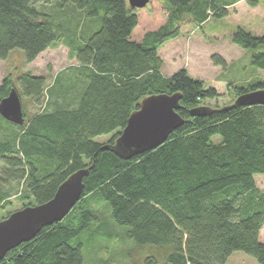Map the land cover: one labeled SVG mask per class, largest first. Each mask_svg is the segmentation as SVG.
Listing matches in <instances>:
<instances>
[{
  "label": "trees",
  "instance_id": "1",
  "mask_svg": "<svg viewBox=\"0 0 264 264\" xmlns=\"http://www.w3.org/2000/svg\"><path fill=\"white\" fill-rule=\"evenodd\" d=\"M35 1L0 0V59L21 49L31 63L63 44L76 63L51 83L31 72L3 78L0 101L15 88L37 110L27 117L23 106L21 125L0 115L10 128L0 135L1 178L22 184L17 197L28 206L50 200L75 171L89 173L72 211L8 251L0 264H83L84 241L99 247L114 238L126 241L130 264H227L235 251L264 264V191L255 178L264 174V104L240 106L235 98L208 105L218 91L186 68L164 75L159 54L181 36L183 23L227 17L244 0H164L167 24L141 41L133 39L139 17L128 0H56V13ZM232 41L252 50L251 63L264 70V34L239 27ZM213 61L225 66L220 55ZM231 89L237 97L264 90V79ZM158 93L181 94L183 125L155 149L120 157L114 147L130 114L144 97ZM200 107L207 113L193 115ZM105 134L111 135L107 142L95 139ZM11 196L0 184V209L11 204ZM96 203L110 206L111 221L96 212Z\"/></svg>",
  "mask_w": 264,
  "mask_h": 264
},
{
  "label": "rangeland",
  "instance_id": "2",
  "mask_svg": "<svg viewBox=\"0 0 264 264\" xmlns=\"http://www.w3.org/2000/svg\"><path fill=\"white\" fill-rule=\"evenodd\" d=\"M35 4L40 7H47L46 9L52 13H56L58 10L56 0H36ZM66 13L70 16L71 11L67 10ZM136 13L139 17V24L133 32V39L141 41L147 32L155 31L167 24L170 10L164 0H150L144 8L136 9ZM186 23H183L181 27L180 37L164 44L160 48L161 51L159 49L160 55L164 58L162 73L172 75L178 70L186 68L192 77L202 79L207 87H214L218 91L219 97L206 100V104H218L220 106H224L237 98V94L231 89L232 84L245 86L250 81L264 79V70L256 68L251 63L253 51L244 49L232 41V36L239 27L255 35L264 34V0H259L256 6L249 5L245 0L240 1L235 7L229 8L227 17L211 18L202 25L190 20ZM82 27L86 29L85 24ZM81 35H86V32L77 33L80 38ZM69 51L70 47L61 44L45 50L33 62L27 63L24 59V51L15 49L11 51L7 59H0V85L3 78L8 74L16 79L19 74L26 72L44 75L48 83H51L59 71L76 63L74 59L69 58ZM221 52L226 53L230 58L226 59ZM213 55H220L225 60V66L215 65ZM19 86L17 83V87ZM22 101L24 108H26L27 117H30L33 111L37 110V107L28 97H24ZM2 125L3 123L0 121V135L3 131H10V128H5ZM110 137V134H105L95 139L99 142H107ZM216 138L218 139L219 136ZM3 167V161L0 160V184L9 189L12 196L10 197L11 204L0 209V221L6 219L12 212L27 206H24V201L17 197L22 191V184L5 182L1 178L4 172ZM255 178L257 185L264 190V174H257ZM108 207L111 210L109 205ZM108 207L103 203L94 204L96 212L106 221H111ZM108 230L116 233L119 231L113 224H108ZM83 239L86 240V236ZM102 239L103 237L99 238V240ZM120 240V238L119 240L114 238L110 241H102L99 247L97 245L91 246L87 240L84 241L86 244L83 249V264H130V248L126 241ZM129 243L130 247H133L134 244ZM227 264L260 263L255 257L244 251H235L229 257Z\"/></svg>",
  "mask_w": 264,
  "mask_h": 264
},
{
  "label": "water",
  "instance_id": "3",
  "mask_svg": "<svg viewBox=\"0 0 264 264\" xmlns=\"http://www.w3.org/2000/svg\"><path fill=\"white\" fill-rule=\"evenodd\" d=\"M149 2L150 0H128L129 5L136 9L144 8ZM180 99V93H158L144 97L138 108L130 114L126 126L116 139L114 151L117 155L131 158L163 144L184 123V119L177 112ZM235 104H264V90L241 94ZM202 110L205 107L195 109L192 113H207ZM0 115L15 124L24 123L23 102L15 88L1 99ZM88 173V168L75 171L59 185L50 200L26 206L0 221V260L11 249L33 239L44 227L62 221L83 196L84 179Z\"/></svg>",
  "mask_w": 264,
  "mask_h": 264
},
{
  "label": "crops",
  "instance_id": "4",
  "mask_svg": "<svg viewBox=\"0 0 264 264\" xmlns=\"http://www.w3.org/2000/svg\"><path fill=\"white\" fill-rule=\"evenodd\" d=\"M237 5V3L235 4V5H233L232 7H235ZM137 41H139V40H137ZM160 51H161V49H160ZM159 51V54H161V52ZM221 54H222V56L223 57H225L226 59H228V58H230L226 53H224V52H221ZM161 56V55H160ZM162 57V59H164L163 58V56H161ZM164 72V71H163ZM164 75H166V76H169V75H167V74H165V73H163ZM263 190V189H262ZM264 191V190H263ZM263 236H264V227L262 228V230H261V232H260V240L262 241V242H264V239H263Z\"/></svg>",
  "mask_w": 264,
  "mask_h": 264
}]
</instances>
